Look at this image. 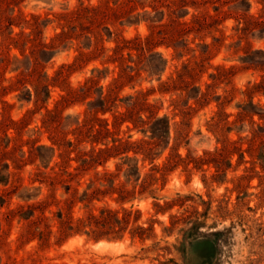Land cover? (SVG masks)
<instances>
[{"label":"rangeland","instance_id":"1","mask_svg":"<svg viewBox=\"0 0 264 264\" xmlns=\"http://www.w3.org/2000/svg\"><path fill=\"white\" fill-rule=\"evenodd\" d=\"M0 264H264V0H0Z\"/></svg>","mask_w":264,"mask_h":264},{"label":"trees","instance_id":"2","mask_svg":"<svg viewBox=\"0 0 264 264\" xmlns=\"http://www.w3.org/2000/svg\"><path fill=\"white\" fill-rule=\"evenodd\" d=\"M163 120V118H161ZM166 122L168 125V121L166 118ZM168 127V126H167ZM124 163H132V169L133 173L139 175L140 174V168L138 166V160L136 157L126 156L124 157ZM139 212V211H138ZM111 211H108L106 209H103L101 211V216H95L93 214L89 215L87 220H79V223L77 225L70 224L68 225V230L70 231H76L83 232L84 234L93 237L95 239H99L104 237L106 234H117L119 232V229L116 228V226L122 224V219H118L117 217H114V221L112 222L110 220ZM138 229L145 231L143 227L139 226Z\"/></svg>","mask_w":264,"mask_h":264}]
</instances>
